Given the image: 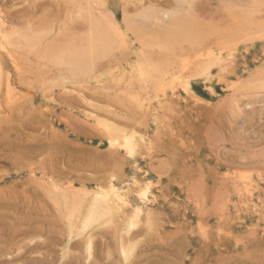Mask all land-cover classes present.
<instances>
[{"label":"rangeland","instance_id":"obj_1","mask_svg":"<svg viewBox=\"0 0 264 264\" xmlns=\"http://www.w3.org/2000/svg\"><path fill=\"white\" fill-rule=\"evenodd\" d=\"M79 1L0 0V20L38 30L75 18L69 31L83 33ZM91 3L121 25L151 8L186 14L197 41L166 52L128 33L78 81L25 53L5 61L13 92L1 81L0 264H264V0L262 8L253 0ZM159 34L148 26L143 40ZM145 56L170 64L168 88L135 76ZM112 133L128 135L135 154L112 147ZM110 183L132 205L146 192V212L137 218L127 208L84 231L63 193L71 205L76 193L82 200Z\"/></svg>","mask_w":264,"mask_h":264},{"label":"bare ground","instance_id":"obj_2","mask_svg":"<svg viewBox=\"0 0 264 264\" xmlns=\"http://www.w3.org/2000/svg\"><path fill=\"white\" fill-rule=\"evenodd\" d=\"M91 1H93V0H90V2H88V0H86V1H84L85 4L83 2H80V1H79V3L78 2L76 3V5L81 3L79 5V7L77 6L78 9L76 11H78V12H75V13H76V19L77 20L80 19L81 22H83V25L86 29L85 32L83 30V33L82 32L76 33L75 32L76 30L74 31L75 33L70 32L72 30L69 31L68 26L71 25V23H74L73 21H71V19L72 20L75 19V18L69 19V17H67V20L66 19L64 20L65 23H66V21H68V19L70 20V22L68 21V23H69L68 25L66 23L67 26H61V27L58 26L59 27L58 29H55L54 27L39 28L38 30H34L33 27H30V26L23 28V29H19V28L15 27V25L12 23L8 24L6 22H3L2 19L0 20V89L2 86V82L5 79V81H6V83H5V85H6L5 94L6 95H11V93L13 91H12V87H10L8 80H6V79H8V78H6V76L8 75L7 74L8 71H7V68L5 67V64H6L5 61L10 59L13 62V64H17V62L20 61V58H19L20 56L18 57V55L20 53L21 54L25 53L26 56L35 57L37 64H39V67L43 66L45 69L46 68L51 69V71H53L52 69H62V71L64 70L67 72V75H68L67 79L78 81V80L84 78L85 76H90V77H86V78H92V76L90 74L93 72L94 68L97 67L96 65L99 63V61L107 58L118 47L126 45L128 33L133 34L138 39H140L141 43L144 44L143 46H146V45L151 44V43L155 44L156 42L161 41V43H162L161 47L166 52H173L174 49L176 48V46H180L181 44H183V47H184L185 41L190 42L191 45L195 44L197 41V36L199 33L193 29L194 24L192 21H190V19H187V17L185 16L186 14L183 15L182 13H179V12L167 13L165 11L166 13H164V14L162 13L163 15H161L160 13H155V12L151 11L152 8L150 6L151 9H149V11L142 12L141 15L136 16L135 14H133V15H135V17H133V18L131 16H130L131 18L124 16V18L122 19L123 24L121 25L118 23L119 21L117 22L115 20L114 17L102 13L99 10V8L96 9L97 7H94L92 4L94 2L91 3ZM261 2H262V0H253L254 8H258V6L262 4ZM190 4H192V2ZM187 6L188 5H186V7ZM141 7H143V6H141ZM259 7H261V6H259ZM74 9H76V8H74ZM135 9H137V8H135ZM253 11L254 10L251 8L250 11L247 13V16L245 17L247 20V24H252V22H253L252 19L254 16L252 17V15H254V12H255V11L254 12ZM71 12H72V14L74 13L73 10ZM71 12H70V14H71ZM103 12H105V11H103ZM244 13H245V11H244ZM258 13H259V11H258ZM71 16H73V15H70V17ZM233 17L235 18V16H233ZM239 19H240V17H239ZM243 22H245V20ZM240 23L242 24V22H240ZM152 25L155 26L157 32H159L160 34L158 36H155L154 38L143 40L144 31L147 29L148 26H152ZM198 30H200V29L198 28ZM245 30H248V29H245ZM133 40H135V39H133ZM158 44H160V43H158ZM150 46L151 45H149V47ZM123 48H125V47H123ZM143 52H147V50L143 51ZM141 59H142L141 64L136 68V71H135L136 75L135 76H137L138 79L143 82V84L146 83L145 86H147V85L149 86V84H151V83H153V84L156 83L162 88H165V87L168 88L174 82V81H172L173 80V72L171 70L170 64L160 65V64L153 62L152 60H149L148 57L146 59V56L141 58ZM229 60H231V59H229ZM200 62H202V61H200ZM204 62H207V61H204ZM230 62H233V61L231 60ZM231 65H233V63ZM19 68L17 67L16 69H19ZM21 71H23V70H21V68H20V72ZM18 73H19V71L17 72V74ZM59 74H61V73H59ZM93 74L95 75L96 73H93ZM4 75H6V76H4ZM18 76H20V74H18ZM86 78H84V79H86ZM187 78H189V77L187 76ZM63 80H64V78H63ZM59 82H61V81H59ZM181 85H184V84H181ZM145 86H142V87H145ZM157 88H158V86H157ZM149 90H151V88H149ZM164 90H162V91H164ZM1 92L2 91L0 90V94L2 95ZM5 94H4V98H7L5 96ZM165 95H166V93H165ZM172 95H174V94H172ZM9 100H11V99H9ZM197 100H199V99H197ZM160 103H161V101L158 102V105H160ZM162 103L164 104V101ZM166 103H165V105H166ZM158 108H163V107L158 106ZM107 130H109L110 132H113L108 127H107ZM112 134H111L112 137L110 139V144L112 147H115V148L122 147V148H125V150L127 151L128 154H130V155L135 154L133 142L129 138L128 135L119 137V136L115 135L114 133H112ZM115 151H116V149H115ZM139 151H141V150H139ZM239 176H240V178L242 177L240 174H239ZM245 178H247V176ZM233 181H234V179H233ZM237 181H236V183H237ZM135 183H136V181H135ZM244 185H245V190L250 191V189H249L250 183H246ZM53 188H54V186H53ZM256 188H258V187H256ZM69 190H68V193L70 192ZM81 190L82 189H80V192H81ZM141 191H142V188H141ZM65 192H67V190H65ZM73 193L75 194V192H73ZM82 193H84V192H81L80 194H82ZM242 193L243 192L240 193V196ZM88 194L89 193H87L86 195H88ZM90 194L91 195H88L90 197L87 196L88 197L87 201H85L84 199H85L86 195H84L83 199L81 198L82 200H77L80 195L78 196V194L76 193L77 196H75V195L74 196L77 199H75L74 196H72L74 199H71V201H70L71 205H68L69 204L68 196L66 197L65 194L63 193V195L61 197L62 200H64L66 203H68L67 208L70 209V210L68 209V211H69L68 213L71 216H73V214L74 215L78 214L80 216L82 215V228L84 231L89 229L94 223L100 222V221H102V219H104L106 217H109V218L111 217V219H112L113 216H117L121 213L125 214V209H127V208H130L132 210L131 211L132 214L134 216H136L137 218L146 212L145 208H144L146 205V203H145L146 192H143L141 194V196H140L141 199H139V201H140L139 204L136 203L138 205H134V204L132 205L130 202V196H129L130 194H128V192L125 189L116 188L112 183L109 184L108 190H102V188H101L98 190H94L92 193L90 192ZM69 196H70V194H69ZM242 197H243V195H242ZM73 200H76V201H73ZM244 206H246V205L244 204ZM253 207H254V205H253ZM148 217H150V214ZM148 217H147V219H148ZM71 219H73V218H71ZM134 223H135V221H133L132 226ZM75 231H77V230H75ZM136 235H138V233L133 234V236H136ZM72 236H73V234H72ZM92 243H93L92 237L89 236L88 237V243H87V249H88L87 253L89 252L88 254H90V252H91L90 250L92 249ZM123 251H124V249H123ZM129 251H131V248L129 249Z\"/></svg>","mask_w":264,"mask_h":264}]
</instances>
